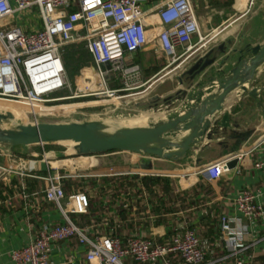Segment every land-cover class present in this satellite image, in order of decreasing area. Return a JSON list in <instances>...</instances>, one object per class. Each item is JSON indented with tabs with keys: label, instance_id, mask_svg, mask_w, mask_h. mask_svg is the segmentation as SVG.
Returning <instances> with one entry per match:
<instances>
[{
	"label": "crops",
	"instance_id": "obj_1",
	"mask_svg": "<svg viewBox=\"0 0 264 264\" xmlns=\"http://www.w3.org/2000/svg\"><path fill=\"white\" fill-rule=\"evenodd\" d=\"M164 1L139 0L150 39L158 35L160 25L157 12ZM190 1L195 11L199 35L192 37V49L188 53L185 54V48L177 49L179 60L176 63L179 62V65L176 70L171 68L176 63L170 65L156 42L150 43L140 52L126 57L125 67H138L132 89L118 92L121 97L118 100L95 101L94 107L107 106L105 110L109 111L106 113L113 112L119 118L128 112L124 123L138 118L149 121L155 118H172V115L164 111L155 112L152 101L154 96L176 91L181 73L208 49L224 46L226 54H229L232 50H243L247 45L264 43V0ZM11 6H15L13 1ZM7 23L24 32L42 29L36 10L15 12L7 19ZM5 25V22H0V27ZM237 57L235 55L227 63L224 69L226 73L234 66ZM91 72L93 73L92 70H86L79 80L85 74L89 76ZM165 80L170 81L174 88L158 90L166 83ZM100 81L110 90L121 88L120 83L111 76L106 81ZM254 86L264 87V70L256 76ZM262 97L264 102V94ZM2 103L6 102L0 101ZM0 111L7 112L4 108H0ZM46 113L52 112L46 110ZM214 120H221L219 126L221 129L225 128L226 133L204 143L177 162L134 153L113 152L85 156L83 159L87 160L88 165L79 167L70 164V167L65 162L74 160H66L71 155L62 151L68 146H51V149H47L48 146L0 149V168L12 170L8 173L0 172V264H14L10 260V253L28 245L37 231L65 223L58 208L46 202L42 193L48 186L44 179L56 173L69 176L62 181L66 195L78 188L87 191L90 198L88 214L70 215V221L84 228L88 236H93L98 230L103 235L122 240L138 236L162 242L168 235L181 234L186 228H192L207 252L208 264H235L237 259L243 264H264V225L260 221L247 220L235 211L233 205L238 193L247 189L258 193L256 202L264 209V114L258 107L257 100L248 96L240 98L237 93H233L226 99L223 111ZM235 158L238 160L236 168H227L217 181L208 182L201 173L210 163L221 160L230 162ZM30 163L32 168L29 167ZM259 163L263 166L256 168L255 164ZM76 170H82V173ZM127 172L132 175L111 176L112 173ZM142 175L153 180H164L171 191L173 204L164 201L167 205L156 209L154 214L153 207L156 204L147 193L134 189L126 195L120 194L119 190L109 192L110 187L107 189L108 186L99 181L105 178L131 179ZM100 187L106 191L101 195ZM221 216H226L232 227L244 231L243 241L247 249L236 257L231 256L230 250L220 240ZM86 251V246L75 239L58 242L52 245L49 262L90 264L85 259ZM122 264L136 263L126 259Z\"/></svg>",
	"mask_w": 264,
	"mask_h": 264
},
{
	"label": "built area",
	"instance_id": "obj_2",
	"mask_svg": "<svg viewBox=\"0 0 264 264\" xmlns=\"http://www.w3.org/2000/svg\"><path fill=\"white\" fill-rule=\"evenodd\" d=\"M34 10L41 20V30L24 32L8 26L7 19L13 13ZM157 15L160 29L158 35L150 39L139 0H0V22L6 23L0 27V101L26 106L54 102V95L69 87L62 49L70 45H83L99 70L95 73L99 79L98 88L92 90L88 84L91 79L84 80L93 96L120 99L118 92L130 91L138 72L136 65L125 67L127 56L156 42L160 52L173 65L179 60L177 49L185 48V54L188 53L192 49V37L199 35L190 0H165ZM110 76L120 83V90L103 86L100 80L106 81ZM33 122L40 121L34 117ZM227 163L228 160L210 163L201 173L208 182L217 181L227 171ZM262 166L255 164L256 168ZM29 167L32 168L31 163ZM11 171L0 168L3 173ZM128 175L132 174H111L113 177ZM66 178L69 176L59 173L46 177L48 186L42 192L45 201L58 208L65 223L37 231L28 245L12 251L9 257L14 264H50L52 245L73 239L86 246L85 259L90 264H122L126 259L136 264H208L207 252L192 228H186L181 234L168 235L162 242L138 236L122 240L103 235L98 230L88 236L84 228L70 221V215L88 214L87 191L66 195L62 185ZM257 195L243 190L235 197L233 205L247 220L260 221L264 225V209L256 202ZM243 234L241 228L231 226L226 216L220 217L219 237L231 256L236 257L247 249ZM235 264L243 262L237 259Z\"/></svg>",
	"mask_w": 264,
	"mask_h": 264
},
{
	"label": "water",
	"instance_id": "obj_3",
	"mask_svg": "<svg viewBox=\"0 0 264 264\" xmlns=\"http://www.w3.org/2000/svg\"><path fill=\"white\" fill-rule=\"evenodd\" d=\"M235 55L236 62L226 73L224 69ZM263 70L264 43L247 45L229 54L224 46L211 48L181 73L176 91L154 96L155 112L164 111L172 118L145 119L135 125L109 119L34 123L18 120L11 112H0V149L68 146L78 157L127 152L177 162L226 133L219 126L221 120L214 119L231 94L257 100L264 114V87L254 86L256 76ZM237 164L235 158L227 168L232 170Z\"/></svg>",
	"mask_w": 264,
	"mask_h": 264
},
{
	"label": "rangeland",
	"instance_id": "obj_4",
	"mask_svg": "<svg viewBox=\"0 0 264 264\" xmlns=\"http://www.w3.org/2000/svg\"><path fill=\"white\" fill-rule=\"evenodd\" d=\"M178 65L179 62L173 65L171 68L175 69L176 67H178ZM65 70L69 82V87L61 91L59 94H57V96L55 97L56 100L54 102L44 105H34L30 107L15 102H6L4 104L3 103L0 104V108H4L5 111L11 112L16 119L27 120V122H33L34 117L38 118L40 122H45V123H65L70 121L78 122V121L90 120V119L97 120V118L109 119L114 122L125 121L124 117H127L128 112H126L123 117L119 118L118 114H115L113 112L106 113L107 111H109V110H105L108 108L107 106L101 108L94 107L95 101L98 102L101 100H108V99L97 98L92 94V90L98 88L97 82L99 80L95 75V71L97 72L99 70L98 68L95 67L91 59L90 60L79 59L78 61L72 63V65L69 68H65ZM84 70H88V71L92 70L93 73L91 72L90 74H88L89 76L85 74L84 78L80 81L79 79L82 78V75H84L83 74ZM86 78L91 79V81L88 84L90 85V88L92 90L88 89V84L86 86V82H84ZM79 81L80 84L82 83V86L79 84ZM165 81L166 83L161 85L158 88V90H162V89L170 90L174 88V85L170 81L168 80ZM46 110H50L52 113H46ZM32 114H35V116H33ZM38 115L40 116L49 115V116L38 117ZM72 150L73 149L71 147L62 150L66 154L68 153L69 155H71L66 157L65 159L74 160L71 162L75 163L76 166H80V164L79 165L76 164L77 160L75 159H77L78 156L77 157L75 155L73 156ZM78 158L80 159V157ZM76 172L82 173V170H76Z\"/></svg>",
	"mask_w": 264,
	"mask_h": 264
},
{
	"label": "trees",
	"instance_id": "obj_5",
	"mask_svg": "<svg viewBox=\"0 0 264 264\" xmlns=\"http://www.w3.org/2000/svg\"><path fill=\"white\" fill-rule=\"evenodd\" d=\"M62 58L64 61L65 68H69L72 65V63H74L75 61H78L79 59H86V60L91 59L92 61L90 54L84 48L83 45H70V46L63 48ZM85 71L86 70H84L83 73ZM47 149H51V146H48ZM99 181L103 182L105 186H108L107 189L110 187L109 192L119 190L120 194L124 193L126 195L127 192H131L132 189H134L136 191H142V192L147 193V195H149V197H152V199L155 201L156 205L153 207L154 214H155L156 209L158 210L162 206L167 205V203H165L164 201L169 202L171 204H173L174 202L173 199H171L172 197H171V191L169 189V186L168 184L164 183V180L159 181L158 179L153 180L151 178H145V177L143 178L133 177L131 179L122 178L121 180L105 178ZM99 189H101L100 195L102 194V192L103 193L106 192L101 187ZM76 191H81V188L75 189L73 192H76ZM88 198H89V195H88ZM154 198H156V200ZM163 211L166 212L167 210L163 209Z\"/></svg>",
	"mask_w": 264,
	"mask_h": 264
},
{
	"label": "bare ground",
	"instance_id": "obj_6",
	"mask_svg": "<svg viewBox=\"0 0 264 264\" xmlns=\"http://www.w3.org/2000/svg\"><path fill=\"white\" fill-rule=\"evenodd\" d=\"M176 70V69H175ZM176 72V71H175ZM174 73V72H173ZM168 75V74H167ZM169 76V75H168ZM162 78V77H161ZM155 82V81H154ZM156 83V82H155ZM149 89V88H148ZM30 106H33V105H30ZM29 106V107H30ZM1 112V111H0ZM143 120H145V119H140V118H138V119H134V120H132L128 125H134V124H139V123H141V121H143ZM89 159V158H88ZM65 164L67 165H69L70 166V164H74L75 165V163H71V161L70 162H65ZM76 164H80V166L79 167H84L85 165H88V162H87V160H85V159H83V157H81L79 160H77L76 161ZM71 167V166H70Z\"/></svg>",
	"mask_w": 264,
	"mask_h": 264
}]
</instances>
